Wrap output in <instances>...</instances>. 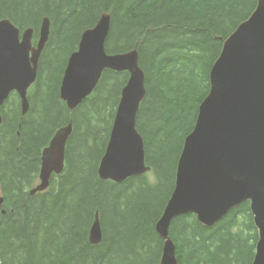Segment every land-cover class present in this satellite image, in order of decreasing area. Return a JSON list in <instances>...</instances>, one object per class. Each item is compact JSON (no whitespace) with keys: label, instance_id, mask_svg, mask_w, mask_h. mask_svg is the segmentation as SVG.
<instances>
[{"label":"trees","instance_id":"trees-1","mask_svg":"<svg viewBox=\"0 0 264 264\" xmlns=\"http://www.w3.org/2000/svg\"><path fill=\"white\" fill-rule=\"evenodd\" d=\"M257 1L0 0V20L8 19L21 31L33 28L35 39L47 17L52 31L41 54L35 88L28 94V112L21 116L19 99L12 97L13 107L2 113L0 264H160L163 240L155 225L173 191L184 139L193 130L198 107L209 92V72L223 43L251 16ZM103 12L111 18L106 52L119 54L136 48L145 75L146 95L136 128L151 170L120 184L100 180L98 160L88 159L72 142L79 129L78 109L90 101L101 113L105 106L114 112L127 73L105 70L93 93L73 111L59 99L60 81L49 80V90L46 85L45 94L40 92L54 35L64 45L78 30L94 26ZM146 107L150 109L144 129L141 120ZM90 120L99 118L92 115ZM70 121L73 131L66 144L63 172L53 175L46 191L30 195L42 149ZM168 132L179 135V141L185 133L170 166V141L164 136ZM96 211L102 240L92 245L88 232ZM169 236L178 264H252L258 240L247 201L212 227L201 225L193 214L179 216L171 222Z\"/></svg>","mask_w":264,"mask_h":264},{"label":"water","instance_id":"water-1","mask_svg":"<svg viewBox=\"0 0 264 264\" xmlns=\"http://www.w3.org/2000/svg\"><path fill=\"white\" fill-rule=\"evenodd\" d=\"M110 23V14L103 12L94 26L81 33L77 49L68 57L59 98L73 111L93 93L105 70L128 73L97 167L100 180L120 184L150 170L145 163L144 141L136 128L146 89L136 48L119 54L106 52ZM49 34L50 20L43 17L34 47L32 28L19 34L8 20L0 21V106L16 92L21 116L28 112V90L37 79ZM209 85L193 130L184 139L173 191L155 225L163 240L160 264H178L169 236L175 218L193 214L201 225L212 227L245 201L258 233L252 264H264V0L257 1L251 16L223 43L209 72ZM72 131L70 121L56 130L43 149L39 183L30 195L47 190L52 176L63 172ZM3 204L0 196V208ZM88 239L92 245L102 240L98 211Z\"/></svg>","mask_w":264,"mask_h":264},{"label":"rangeland","instance_id":"rangeland-1","mask_svg":"<svg viewBox=\"0 0 264 264\" xmlns=\"http://www.w3.org/2000/svg\"><path fill=\"white\" fill-rule=\"evenodd\" d=\"M50 33L52 34V31ZM81 33L78 30L77 32L72 34L70 37L68 36L69 38L65 39L64 42L66 43L64 45H62L61 43L62 39H58L56 35H54V41H53L54 44L46 55L44 68L42 70L43 71V75H42L43 76V82H42L43 86L40 91L42 96L45 94L44 92L47 91L46 85L48 86V90H49V80H52L54 83L57 81L58 82L61 81V77L63 75L65 65H66L65 59H68L69 55L72 52H74V50L76 49L77 47L76 45L79 41V37ZM34 88L35 86L33 84L29 88L28 94L29 93L31 94ZM111 88H113L112 84H111ZM107 95H108V92H106L105 98L107 97ZM12 107H13L12 97L11 98L9 97L2 106L3 114L4 115L7 114L8 111H10ZM149 109H150L149 107H146L145 115H143L142 120H141V124L144 127V129H147L148 121H147L146 115L148 114ZM76 115L78 119V123H76V126L78 124L79 129H78V132L76 133L74 141L72 142V146L74 148L78 146L79 151L84 152L88 159H90L93 162L98 160V163H99L104 153L103 149L104 147H106V144L109 139V134H110L113 118L115 115V110L114 112H113V109L111 111H107V107L105 106V111H102L101 113L98 107L93 102L87 101L80 109H78ZM92 115L98 116L99 121L94 120L93 122H91L90 116ZM48 134H49V131L47 130L46 136H49ZM184 135L185 133L183 135H180L181 136L180 141L178 138L179 135H174V133L172 132H168L164 135L170 141L168 144V152H169L168 156H170L169 157L170 162H167V166H170V164L173 165L175 158L179 154V150H178L179 143L183 141ZM47 138L48 137H46V139ZM40 165H41V162H40ZM174 169H175V165H174ZM38 183H39V172H38L37 181L35 182L34 186H36ZM107 187L112 188L111 185ZM30 190H29V193H30ZM0 195L3 196L1 192H0ZM110 202H111V199L109 198L108 203ZM106 221H108L107 216H106ZM108 228H109V224H108Z\"/></svg>","mask_w":264,"mask_h":264},{"label":"flooded vegetation","instance_id":"flooded-vegetation-1","mask_svg":"<svg viewBox=\"0 0 264 264\" xmlns=\"http://www.w3.org/2000/svg\"><path fill=\"white\" fill-rule=\"evenodd\" d=\"M33 29V28H32ZM38 30H39V28H38ZM35 30L33 29V38H34V35H35V32H34ZM50 35V34H49ZM37 40H38V32H37V34H36V38L35 39H33L32 40V44H33V46L35 47L36 46V44H37ZM48 42V41H47ZM47 44V43H46ZM45 47H46V45H45ZM45 47H44V49H45ZM43 49V50H44ZM42 53H43V51H42ZM41 53V54H42ZM40 59H41V56H40ZM40 59H39V63H38V72H39V65H40ZM37 79H38V73H37ZM37 79H36V81H37ZM35 81V82H36ZM11 97H17L18 99H19V97H18V94L16 93V92H12L11 94H10V98ZM28 101H29V99H28ZM19 105H20V99H19ZM29 108H30V103H29ZM2 108H1V116H2Z\"/></svg>","mask_w":264,"mask_h":264}]
</instances>
